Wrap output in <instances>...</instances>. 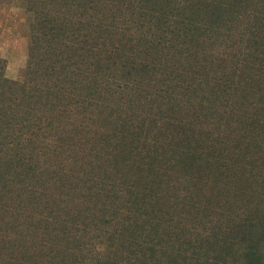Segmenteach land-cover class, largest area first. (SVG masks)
<instances>
[{"label":"trees","instance_id":"trees-1","mask_svg":"<svg viewBox=\"0 0 264 264\" xmlns=\"http://www.w3.org/2000/svg\"><path fill=\"white\" fill-rule=\"evenodd\" d=\"M25 1L0 147L20 176L100 160L91 197L0 191V264H264V0Z\"/></svg>","mask_w":264,"mask_h":264},{"label":"rangeland","instance_id":"rangeland-1","mask_svg":"<svg viewBox=\"0 0 264 264\" xmlns=\"http://www.w3.org/2000/svg\"><path fill=\"white\" fill-rule=\"evenodd\" d=\"M29 5L25 0H0V80L22 83L25 77L30 73L28 69L30 62V46L32 42L33 14L28 11ZM76 79V74L72 72V80ZM63 82L69 83L66 80ZM63 157L58 160L49 158L51 163L47 167L49 170H26V167L18 169L22 172L20 176L9 163V152L0 147V191L4 188L8 191L16 187L20 181L31 179L27 182L28 194H34L41 190L58 191L59 189H68L67 197H77L83 195L91 197L93 187L88 189L89 175L93 171V166L99 165V156L95 155L89 148L84 146L79 151H71L70 148L62 151ZM56 161L58 163L53 164ZM25 163L26 160H23ZM95 166V167H97ZM47 193V197H48ZM60 193H56V197ZM45 201H47V198ZM72 216L82 212V209L75 207ZM69 211V212H70ZM178 215V214H176ZM175 215V216H176ZM174 216V217H175ZM176 218V217H175ZM78 223V222H77ZM80 230L70 229L67 224V230L64 225L60 228V234H68L70 240L82 230V224H78ZM71 243V242H69ZM73 244V243H71ZM70 249H73L72 247ZM7 250V249H6ZM87 252V249H82ZM10 254V249L7 250ZM82 252V257H83ZM87 254L84 259L87 261ZM63 253H61V256ZM6 260V258L4 259ZM89 264H94L90 263Z\"/></svg>","mask_w":264,"mask_h":264}]
</instances>
